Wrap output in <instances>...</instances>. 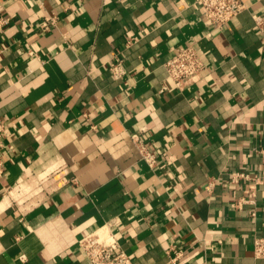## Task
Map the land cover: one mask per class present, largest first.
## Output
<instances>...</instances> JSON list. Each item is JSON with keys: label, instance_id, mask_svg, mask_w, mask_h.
Listing matches in <instances>:
<instances>
[{"label": "crops", "instance_id": "0c3cea01", "mask_svg": "<svg viewBox=\"0 0 264 264\" xmlns=\"http://www.w3.org/2000/svg\"><path fill=\"white\" fill-rule=\"evenodd\" d=\"M245 3L214 29L194 0H0V264H89L100 229L134 264H264V181H232L264 147V0ZM187 45L205 67L178 90Z\"/></svg>", "mask_w": 264, "mask_h": 264}, {"label": "built area", "instance_id": "2783aa9c", "mask_svg": "<svg viewBox=\"0 0 264 264\" xmlns=\"http://www.w3.org/2000/svg\"><path fill=\"white\" fill-rule=\"evenodd\" d=\"M200 4L205 18L213 25L214 29H222L234 18L238 17L246 9L245 0H194ZM256 23L263 27V18L255 16ZM55 22V16L52 15L45 19L44 24L48 26ZM1 26V25H0ZM33 54V52H31ZM109 69L114 77L119 78L125 73L122 60L115 55L108 63ZM205 64L192 45L183 46L171 58L165 62V71L167 77L172 81L178 90H183L192 83H196L202 77ZM166 86L163 85L161 92H164ZM9 132L8 127L0 117V179L6 174L7 167L4 160L5 138ZM140 153V158L147 166L154 170L161 162V153L158 146H148L138 133L131 135ZM260 158V173L251 176L246 171H233L232 181L252 179L256 184L264 181V147L256 149ZM213 182L208 183L205 188L211 191ZM240 202H238V205ZM79 245L86 254L89 264H134L130 255L121 249L118 242L114 239L108 229H100L91 232L79 241ZM254 255L257 258H264V237L254 238Z\"/></svg>", "mask_w": 264, "mask_h": 264}]
</instances>
